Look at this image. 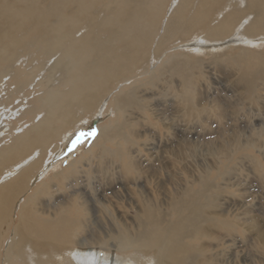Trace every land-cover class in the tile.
Here are the masks:
<instances>
[{
    "label": "bare ground",
    "instance_id": "bare-ground-1",
    "mask_svg": "<svg viewBox=\"0 0 264 264\" xmlns=\"http://www.w3.org/2000/svg\"><path fill=\"white\" fill-rule=\"evenodd\" d=\"M263 115L264 0H0V264H221L244 229L212 179L255 144L193 135ZM179 131L218 160L184 186ZM90 200L115 232L87 233Z\"/></svg>",
    "mask_w": 264,
    "mask_h": 264
},
{
    "label": "rangeland",
    "instance_id": "rangeland-1",
    "mask_svg": "<svg viewBox=\"0 0 264 264\" xmlns=\"http://www.w3.org/2000/svg\"><path fill=\"white\" fill-rule=\"evenodd\" d=\"M233 101L235 102L236 100ZM233 101L230 102V106L228 104V108L229 110L234 111L236 113L235 115H237V111L239 107L237 106L235 107V103ZM250 107H254V106L251 105L244 106V108L247 109H250ZM171 114L172 113H170L169 116ZM203 118L205 119V121H203L204 120ZM203 118H200L198 121L195 120L197 125L196 126L197 131L199 130L201 131L200 128L201 124H207V123L210 124L217 122L214 118H211L209 116ZM250 121L251 120H248L245 117L229 118V119L227 118V120H223L222 123L227 122L229 125H231V127H227V125L225 124L222 125L227 127L226 129L228 133H218L219 130L222 129L220 128V125L216 126V124H210L211 125V126L209 125L210 129H208L204 133L193 135L195 136V138H197L199 143L200 142L203 143L208 139L213 138L214 136L215 137L214 140L216 144H219L221 143V141L224 140L232 142L233 139L239 140L241 143L255 144V146L253 148H250L249 150L248 149L239 150L235 154L233 161H230L231 163L226 161L227 171L225 170L223 172L224 169L222 170L221 168L222 171L218 173L215 172L216 168H214L215 176L212 179V183L214 187H217L216 190L217 191L219 190L217 193L216 199H218V202L215 210H223L226 212H230V209H232L237 211L238 214L235 215L236 216L235 224L239 222L241 228L244 229V232L239 233L240 234L239 236L232 232L230 233V237L225 238L223 237L224 234L223 233L222 237L224 241L227 242L225 246L216 247L215 245L213 247V251L209 252V254L212 256V259L218 260L219 262L222 261L221 264H234L236 258L230 255L231 251H233L234 253L240 252L239 260L245 262V264H260V262L262 263V260L264 261V249L262 248L264 247V245L262 246L260 244L261 236L259 235L260 233L264 239V115L261 117V119L259 118L256 119L255 121H252L253 123H257L256 125L260 124V127H257V130L254 132L251 131L249 127L247 128V124L250 123ZM152 123L154 122L152 121ZM153 125L155 126V124ZM235 125L238 126L241 125L243 128H239L233 131ZM159 127H158L159 130L157 131L155 130V128L153 127L151 128L152 132L149 134H151L154 137V139L152 138L150 140V143L152 144H157V145L159 144L157 132L160 133L162 129H165L164 126H162L161 124ZM80 130L81 132L76 134L77 137L76 136L75 137L76 138L83 137L82 139H86V140H84L82 145H80L78 149L75 152H73L72 156H70L71 158L67 157L65 159L66 161L64 160L63 167H66L67 163L70 162L71 160L78 158L80 154L84 152V150L86 149L84 147L86 145V142L92 137H94L93 133L95 134L97 133L96 126H94V124L92 125V127L88 128V126H86L83 129L80 128ZM212 130L215 131L212 132ZM180 131L178 132L177 134L178 136L176 137L178 139L176 140L175 138L174 139L175 142L174 143L172 142L174 145L176 144L179 145L178 140L181 141L182 139L181 144H183V142H185V140L188 139V134L184 133L183 135L182 133H180ZM197 131L195 132L197 133ZM74 138L72 139V141L73 140L75 141L76 138L75 139ZM183 145L179 146L180 149L178 148L181 157L180 168L184 169L185 167L188 171L187 173H184L183 175L179 176V179L177 180L176 183H178L180 186H184L186 182L189 180L191 181L192 178H187L190 176L188 174L190 171H191V176L193 175L194 178H197L198 176H200L202 172L205 171V167L207 165H212L217 160V152H212L210 148H208V146H202V144H198L195 148H193L185 145L183 147ZM152 147L153 146H150L149 148ZM62 148L63 147H61V149ZM157 151L158 150H155L149 152L148 154L145 153V157H144V160L146 161L145 164H150L151 162L157 163V160L160 162L162 156L161 153L160 156L158 155V153L156 154L155 152ZM222 162H224L225 164V159H222ZM217 164H218V160H217ZM183 171L186 170L184 169ZM96 175L98 176L97 180L107 178L103 174H96ZM104 182H106V179L103 180V183ZM88 206L89 208H91V210H89V217L87 221V229H86L87 233L89 234L99 233L100 235H108L109 233L115 232L117 230V228L113 225L111 221L112 220L111 216L108 213L101 214L100 211L98 210V206H95V204L91 200H90V205ZM254 223H257L258 228L253 226ZM229 240L232 241L234 240V242H230ZM212 243H216V242L212 241ZM230 247L232 248L229 249ZM236 247H241V248L236 249ZM80 248L83 247L81 246L79 247V249ZM83 251H85V249ZM103 254L105 253L103 252Z\"/></svg>",
    "mask_w": 264,
    "mask_h": 264
},
{
    "label": "snow or ice",
    "instance_id": "snow-or-ice-1",
    "mask_svg": "<svg viewBox=\"0 0 264 264\" xmlns=\"http://www.w3.org/2000/svg\"><path fill=\"white\" fill-rule=\"evenodd\" d=\"M93 135H95V133H93Z\"/></svg>",
    "mask_w": 264,
    "mask_h": 264
}]
</instances>
